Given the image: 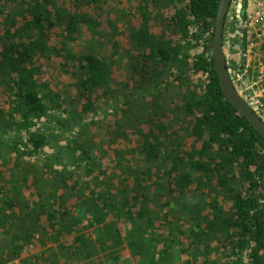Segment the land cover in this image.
<instances>
[{"label":"trees","instance_id":"obj_1","mask_svg":"<svg viewBox=\"0 0 264 264\" xmlns=\"http://www.w3.org/2000/svg\"><path fill=\"white\" fill-rule=\"evenodd\" d=\"M84 1L0 0V90L9 104L7 129L30 131L43 118V99L50 88L38 75L42 65L51 60L59 61L68 70L73 95L83 113L95 102L121 91L122 84L114 79L109 60L73 49L83 37V29L90 38L103 33V23L91 15ZM218 3L219 0H168L167 6L173 11L165 14L167 23L163 28L168 26L180 39L198 41L202 46L190 63H183L187 64L186 77L193 74L199 84L183 89L175 97L168 82L174 53L169 41L152 30L157 16L151 18L149 10L142 9L127 29L128 49L124 54L129 68L128 88L137 94L150 89L153 92L141 120L135 119L131 128L137 164L131 170L133 177L122 189V206L134 220L144 217L142 212L151 197L176 207L192 188L223 196L230 204L228 210L216 209L213 202L210 215H200L195 223L188 212L192 226L207 230L210 237L223 242H238L239 258L247 264H264V190L260 183L264 142L225 101L219 88L211 58ZM228 17L229 12L223 40L230 29ZM237 30L245 52L247 36L238 27ZM179 124L181 131L176 129ZM30 134L26 138L31 149L28 153L37 158L45 141ZM187 139L191 140L189 145ZM5 178L0 172V204L6 200ZM108 203L104 206L109 209L112 201ZM182 210L187 211V207ZM61 212L53 205L40 213L54 234L63 230L59 227ZM100 231L101 228L95 230ZM14 234L15 240H24L19 232Z\"/></svg>","mask_w":264,"mask_h":264},{"label":"rangeland","instance_id":"obj_2","mask_svg":"<svg viewBox=\"0 0 264 264\" xmlns=\"http://www.w3.org/2000/svg\"><path fill=\"white\" fill-rule=\"evenodd\" d=\"M167 3L168 0L83 2L91 15L103 23V33L90 38L83 29V37L73 49L105 57L114 79L122 84L120 92L95 102L88 112L81 111L71 88L73 80L59 61L51 60L40 68L38 78L49 84L50 92L43 99V118L30 131L6 128L9 104L0 90V172L7 179L6 200L0 204V264H247L239 258L238 242H223L210 237L207 230L192 226V219L195 223L200 215H210L213 202L216 209L228 210L230 204L223 196L192 188L176 207L151 197L142 212L144 217L134 220L122 206V189L133 177L131 170L137 164L131 128L135 119L141 120L153 92L150 89L137 94L126 81V32L139 11L147 8L151 18L157 16L152 30L170 43L174 62L168 82L173 96L200 82L193 74L186 77L187 64L183 63H190L202 46L198 41L180 39L168 26L163 28L167 23L165 14L173 11ZM229 26L223 40L227 69L232 76L244 75L247 57L241 49L237 27ZM248 58H252L251 54ZM253 62L252 58L250 66ZM252 72L249 67L242 81L250 79ZM176 129L182 130L180 124ZM30 133L45 141L37 158L28 153L31 149L26 138ZM190 143L187 139L186 144ZM108 201H112L109 209L104 206ZM53 205L63 212L59 217L63 230L59 234L51 232L44 217H40ZM185 206L187 211L182 210ZM98 228L101 231L95 232ZM16 232L23 241L13 238Z\"/></svg>","mask_w":264,"mask_h":264},{"label":"built area","instance_id":"obj_3","mask_svg":"<svg viewBox=\"0 0 264 264\" xmlns=\"http://www.w3.org/2000/svg\"><path fill=\"white\" fill-rule=\"evenodd\" d=\"M230 5L228 24L238 27L247 36L244 75L251 67L253 76L244 81L243 74L232 76L229 73V76L239 96L264 123V0H232ZM249 54L254 59L251 66Z\"/></svg>","mask_w":264,"mask_h":264},{"label":"water","instance_id":"obj_4","mask_svg":"<svg viewBox=\"0 0 264 264\" xmlns=\"http://www.w3.org/2000/svg\"><path fill=\"white\" fill-rule=\"evenodd\" d=\"M232 0H219L211 40V58L225 101L241 116L264 142V123L253 113L237 93L229 76L223 48V27ZM264 190V171L260 180Z\"/></svg>","mask_w":264,"mask_h":264}]
</instances>
